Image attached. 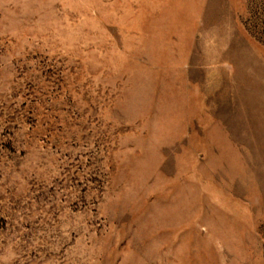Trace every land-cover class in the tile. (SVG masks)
<instances>
[{
	"label": "rangeland",
	"instance_id": "rangeland-1",
	"mask_svg": "<svg viewBox=\"0 0 264 264\" xmlns=\"http://www.w3.org/2000/svg\"><path fill=\"white\" fill-rule=\"evenodd\" d=\"M0 264H264V0H0Z\"/></svg>",
	"mask_w": 264,
	"mask_h": 264
}]
</instances>
